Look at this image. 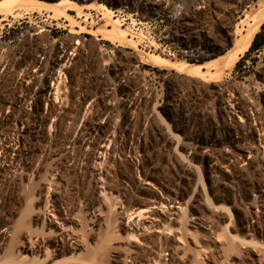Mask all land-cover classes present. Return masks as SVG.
Instances as JSON below:
<instances>
[{
  "label": "rangeland",
  "instance_id": "rangeland-1",
  "mask_svg": "<svg viewBox=\"0 0 264 264\" xmlns=\"http://www.w3.org/2000/svg\"><path fill=\"white\" fill-rule=\"evenodd\" d=\"M39 1L50 8L0 21V70L5 66L8 75L0 78V113L43 121V137L29 136L28 164L9 174L11 183H0V193L5 191L0 264H24L33 257L25 247L55 244L66 225L80 244H99L96 252L81 253L83 259L96 253V259L107 260L110 248L125 244H178L181 264H264V175L256 171L264 165V51L248 54L250 46L238 53L236 46L253 26L260 0H155L162 5L151 11L143 8L146 0H65L56 12L50 5L55 0ZM70 1L84 5L80 16L78 10L68 12ZM247 12L250 18L240 23ZM61 47L88 52L82 62L93 78L89 99L85 102L77 96L78 86L71 87L73 112L63 120L40 119L36 110L45 103L38 96L46 91L42 80H35V60L43 54V64L49 65ZM236 53L235 65L226 67ZM145 54L172 62L224 63L202 79L191 78L144 63L139 57ZM29 76L34 82L17 92L14 83ZM97 92L100 96L93 95ZM5 96L16 99L10 103ZM31 107L35 113L26 111ZM49 109L54 115L52 104ZM228 122L238 132L229 130ZM98 125L103 129L95 132ZM13 128L27 133L36 127ZM88 131L95 139L83 157L80 142L74 146L71 139ZM200 133L206 142L219 141L212 152L225 151L216 164L204 157L211 152L199 142ZM230 137L240 138L252 154L227 147ZM176 208L178 215L172 214ZM93 213L99 214L97 223ZM68 243L67 238L63 244ZM69 256L50 264H68ZM165 259L177 264L171 253Z\"/></svg>",
  "mask_w": 264,
  "mask_h": 264
},
{
  "label": "bare ground",
  "instance_id": "bare-ground-1",
  "mask_svg": "<svg viewBox=\"0 0 264 264\" xmlns=\"http://www.w3.org/2000/svg\"><path fill=\"white\" fill-rule=\"evenodd\" d=\"M63 2H68V1H65V0H55L53 2L50 3L51 5V11H57L59 9V7L62 5ZM71 8L68 9V12L70 11H74V10H78V15L80 16L82 10L81 8L84 6V5H81V4H77L73 1H70V4ZM142 5V4H141ZM162 4L158 1H155V0H146L145 1V4L143 6V8L146 10V11H151V10H154L158 7H160ZM49 7V5L45 2H42V1H39V0H0V16H2V22H5L7 20H9L10 17H13V18H16V17H20L21 15V12L22 11H25L26 14H31V12H40L42 9H44L45 7ZM88 6V5H87ZM102 8H104L105 10H107L110 14H114V12L110 9H108L105 5H100ZM50 8V7H49ZM75 12V11H74ZM23 14V13H22ZM25 14V15H26ZM113 18H115V16H113ZM248 18H250V13L247 12L245 13L242 17H241V20H240V23H244ZM117 24H119L118 20L115 21ZM253 26L250 27L247 32L240 38L239 41H235L236 42V46H237V51L238 53L241 51V52H245L249 49V47L251 46V44L253 43V39L257 33V30L260 28V26L262 25V23L264 22V0H260V2L258 3L257 7H256V11L255 13L253 14ZM235 34H237V31L234 32V34H232L233 36H235ZM231 36L228 32V36L229 37ZM38 52V51H37ZM238 53H236L233 57L230 56V59L227 60V64H226V67L228 68H232L235 63L237 62L238 60ZM45 55V54H44ZM39 57H43V54L42 56H39ZM1 59L3 57H0ZM6 57H4V60L3 61H7V59H5ZM141 59V61H143L144 63L146 64H149L151 66H154V67H166L178 74H182V75H185V76H188V77H191V78H204L206 77L209 72H211L212 70L214 69H217L220 65H222L224 62H222L221 60L219 59H215V60H212V61H209V62H206V63H203V64H191V63H187V62H172V61H169L165 58H162L158 55H153V54H145L143 55L142 57H139ZM25 59V58H24ZM23 59V60H24ZM18 60V59H17ZM35 60V59H34ZM1 61V60H0ZM11 61V60H10ZM31 61V60H30ZM36 61V60H35ZM13 62V61H12ZM33 62V61H32ZM31 62V63H32ZM3 64V63H2ZM15 64V63H14ZM26 64V63H25ZM37 64V62H36ZM5 65V64H4ZM34 65V64H33ZM15 66V65H14ZM5 67V66H4ZM10 68V67H9ZM12 68V67H11ZM10 68V69H11ZM13 70V69H12ZM26 72V71H25ZM31 72V71H30ZM7 74V73H6ZM26 74V73H25ZM36 75V74H35ZM8 76V75H7ZM6 76V77H7ZM28 76V74H27ZM34 76V74H33ZM26 77V76H25ZM22 78V77H21ZM24 78V77H23ZM11 79V78H10ZM13 79V78H12ZM33 77L32 76H29L27 80H31V82H34L32 81ZM35 79V78H34ZM99 79V78H98ZM36 80V79H35ZM98 81V80H97ZM100 81V80H99ZM17 82V81H16ZM38 82V81H37ZM9 83V82H8ZM98 83V82H97ZM13 84V83H12ZM15 84V83H14ZM31 84V83H30ZM35 84V83H34ZM95 84V83H94ZM93 84V85H94ZM11 86V84H10ZM28 86H31V85H28ZM27 86V87H28ZM5 87V85H4ZM3 87V89H5ZM9 88V86H8ZM7 88V89H8ZM15 88L16 90L17 89H20V90H27V89H24V86H15L13 87ZM12 88V90H13ZM32 88V87H31ZM94 88V87H93ZM98 88V87H97ZM2 89V88H1ZM10 89V88H9ZM33 89V88H32ZM96 89V88H95ZM6 90V89H5ZM4 90V91H5ZM11 91V89H10ZM30 91V89H29ZM38 91V90H37ZM3 92V90H2ZM18 92V90H17ZM21 92V91H20ZM35 92V91H33ZM4 93V92H3ZM6 93V92H5ZM15 93V92H13ZM23 93V92H22ZM92 93V92H91ZM2 94V93H1ZM21 94V93H20ZM98 94V92H97ZM100 94V93H99ZM98 94V96H100ZM3 95V94H2ZM13 95V94H12ZM36 95L38 96L37 92H36ZM95 96V94H93ZM10 96V95H9ZM9 96H5L6 98H10ZM103 96V95H102ZM101 96V97H102ZM105 96V95H104ZM102 97V99L104 100V98L106 97ZM34 98V96H32ZM12 98V97H11ZM10 98V99H11ZM25 98V97H24ZM23 98V99H24ZM92 100L94 98H92V96L90 97ZM99 98V97H97ZM16 99V98H15ZM14 99V100H15ZM18 99V98H17ZM82 99V98H81ZM89 99V98H88ZM108 99V98H107ZM142 99V98H141ZM13 100V101H14ZM22 100V99H21ZM26 100V99H25ZM83 100V99H82ZM98 100V99H97ZM106 100V99H105ZM104 100V101H105ZM12 101V99H11ZM10 102V103H13ZM86 102V100H84ZM94 101V100H93ZM91 101L90 104L93 102ZM96 101V99H95ZM93 102L92 104H96V102ZM99 101V100H98ZM0 102H3V101H0ZM138 102V101H136ZM20 103V102H19ZM89 103V102H87ZM104 103V102H103ZM142 103V102H141ZM22 104V103H20ZM102 104V103H100ZM105 104V103H104ZM137 104V103H136ZM135 104V106H137ZM140 104V103H139ZM2 105V104H1ZM14 105V104H13ZM15 105H16V102H15ZM40 105V104H39ZM83 105V104H82ZM111 105V104H109ZM141 105V104H140ZM139 105V106H140ZM172 105V104H171ZM4 108H6L5 105H3ZM94 106V105H93ZM93 106H90L93 108ZM97 106V105H96ZM100 105H98L99 107ZM112 106V105H111ZM14 107V106H13ZM18 107V106H16ZM38 107V106H37ZM106 107V106H105ZM134 107V106H133ZM132 107V108H133ZM40 108V107H38ZM101 108V107H100ZM98 108V109H100ZM135 108V107H134ZM133 108V109H134ZM137 108V107H136ZM8 109V108H7ZM9 109L10 108V105H9ZM15 109V108H14ZM22 108H20V111H21ZM88 109V108H87ZM95 109V108H94ZM113 109V108H112ZM16 110V109H15ZM18 110V109H17ZM91 110V109H90ZM19 111V112H20ZM99 111H102L103 114H106L105 112V109L102 110L100 109ZM129 111V110H128ZM17 111H15L16 113ZM23 112V111H22ZM20 112V113H22ZM247 112V111H246ZM14 113V112H12ZM24 115H25V112H23ZM22 113V114H23ZM99 113V112H98ZM101 113V114H102ZM222 113V112H221ZM220 115H222L223 117V120H227V116H223L224 114L222 113ZM20 114V115H22ZM231 114V113H230ZM254 114V113H253ZM15 115V114H14ZM14 115H1L0 113V183L2 182H6L7 181H10V176L9 174L12 172L14 173L15 171L14 170H17L18 169H22L24 167V165L28 164L27 160L29 158V154L31 152L30 148L28 147V144L30 143L29 142V136L31 135H34L36 137V139L40 140L43 136H42V131H41V126H42V122L41 120L37 119V118H34V119H31V116H29L30 118H25V117H20L17 115L14 116ZM28 115V114H26ZM98 115V114H97ZM230 116V115H229ZM250 116V115H249ZM248 116V117H249ZM35 117V116H33ZM32 117V118H33ZM101 117V115H100ZM104 118V117H103ZM107 117H105L106 119ZM222 119V118H220ZM248 119H251V116L250 118ZM254 120V119H253ZM221 121V120H220ZM252 121V120H251ZM98 122V121H97ZM33 124L36 128H33V130H28V134L25 132V131H21L18 132V133H15L16 131L14 130L13 127H16L18 124H21L22 126H24L25 124ZM248 123V122H246ZM92 124V123H91ZM95 124V123H94ZM102 124V123H100ZM249 124V123H248ZM247 125V124H246ZM95 126V125H93ZM103 125H98L95 127V132L99 131V130H102ZM236 125H232L231 123L228 122L227 124V127L229 130H231L232 132L234 131V133H236V131L238 132L237 128L235 127ZM98 127V128H97ZM184 127V126H183ZM221 127V126H220ZM249 126H247L246 128H248ZM223 128V127H222ZM250 128V127H249ZM225 129V127H224ZM244 129V127H243ZM243 129H241V131H243ZM227 130V129H226ZM225 130V131H226ZM63 131V130H62ZM228 131V130H227ZM247 131H250L249 130H246L245 132ZM30 132V133H29ZM71 132V131H70ZM89 132V131H88ZM86 133L85 135L81 136V134H72V139H71V142H72V145H76L78 142H80V151H81V155L84 157L86 156L84 150H85V147H87L89 145V143H91L92 139L94 138V135L93 133L89 132V133ZM244 132V133H245ZM231 133V132H230ZM240 133V132H239ZM248 133V132H247ZM251 133V132H249ZM233 135V133H231ZM111 135V134H110ZM199 135V134H198ZM197 135V136H198ZM207 135V134H206ZM230 135V134H229ZM231 135V136H232ZM236 135V134H235ZM238 135V134H237ZM246 135V134H244ZM234 136V135H233ZM232 136V137H233ZM109 137V136H107ZM114 137V136H113ZM117 137V136H116ZM114 137V138H116ZM232 137H230L228 140H227V147H230V146H234L236 147L239 151L241 152H248L249 154H252V151L251 150H248V148L245 146V145H240L239 144V141L237 139H240V138H236V139H233ZM239 137V136H238ZM244 137V136H243ZM205 138V137H204ZM95 139V138H94ZM118 139V138H117ZM206 139H209V137H207ZM227 139V138H225ZM107 139L105 138H102V141L103 143L106 141ZM110 140V139H109ZM199 142H201V144H205V140L203 139L202 137V133H200V136H199ZM242 140H248V137H244L242 138ZM113 141V140H111ZM109 141V142H111ZM238 141V142H237ZM208 142V141H207ZM206 142V147L205 148H209V151L211 152V154H207L205 153L204 157L205 158H208L211 160L210 163H214L216 164L218 162L219 159L225 157L224 153L225 151L223 150H217L216 152H212V149L211 148H214V146H219V141L217 140H214V139H211L209 140V142L207 143ZM102 143V144H103ZM108 143V142H107ZM112 143V142H111ZM223 143V142H222ZM53 144V143H52ZM224 144V143H223ZM220 143V145H223ZM242 144V143H241ZM54 145H59L58 142H55ZM225 145H226V141H225ZM223 145V146H225ZM101 146V145H100ZM222 146V147H223ZM102 148L104 149H110L109 147L107 148V146L104 144L102 145ZM86 151V150H85ZM80 155V156H81ZM158 156V154H157ZM154 157V156H153ZM156 158V157H155ZM154 159V158H153ZM149 161L151 160L150 158L148 159ZM138 163H139V160H137ZM154 163H155V160H153ZM152 164V160H151V163ZM247 165H249L247 163ZM261 168L260 170H256L257 166L255 167V165H252V168H254L258 174L260 175H264V165H260ZM152 169V168H151ZM13 175V174H12ZM154 176V175H153ZM14 177V176H13ZM147 177V176H146ZM150 177V176H149ZM263 177V176H262ZM12 179V178H11ZM264 179V178H263ZM15 180V178H14ZM262 182H264V180H262ZM11 183V181H10ZM15 183V182H14ZM11 185V184H9ZM13 185V184H12ZM11 186H8V188L10 189ZM16 185V184H15ZM263 185V184H262ZM2 186V185H0ZM6 186V185H5ZM4 186V187H5ZM14 186V185H13ZM264 186V185H263ZM262 187V186H261ZM264 188V187H263ZM6 189V188H5ZM11 189H15V188H11ZM8 191V190H7ZM6 191V192H7ZM10 191V190H9ZM15 192V190L13 191ZM3 193V192H1ZM0 193V194H1ZM5 193V191H4ZM3 193V194H4ZM9 193V192H8ZM5 194L6 196L8 195ZM3 194H1L0 196H2ZM4 196V195H3ZM11 196V195H10ZM13 196V195H12ZM5 198V197H4ZM8 198V197H7ZM6 198V199H7ZM5 199V200H6ZM3 200V199H2ZM4 200V201H5ZM11 200V199H9ZM8 203V202H7ZM157 210H160L159 208ZM177 209L176 208V213H172V214H177ZM174 211V210H173ZM159 212V211H158ZM160 213V212H159ZM141 214V213H140ZM162 214V213H161ZM178 215V214H177ZM99 214L96 215L95 213H93L92 215V218L91 220H93L95 223H97L99 221ZM132 217V216H130ZM129 217V218H130ZM115 219V218H114ZM132 219V218H131ZM130 220V219H129ZM199 220V219H198ZM196 221V220H195ZM55 222V221H54ZM60 223V222H59ZM50 224V223H49ZM58 225V227H60L59 225H61V227H63V225L65 224H58L57 222L55 223ZM135 224H136V221H135ZM199 224V222H198ZM143 225V224H141ZM201 225V224H199ZM67 226V225H66ZM65 226V228H66ZM5 228V224L3 223L2 219L0 218V242L4 241V236L1 234V229L2 228ZM136 227V226H135ZM64 228V229H65ZM146 228V227H145ZM62 231V233H60L58 236V240L55 241L54 243L55 244H42L41 243H37V244H31V246L29 247H25L24 250L25 252L28 251L31 252L32 256L30 259H28L27 263L26 264H50L52 261H55V259L59 258V257H66L68 255H70L68 257V261L67 263L69 264V262H73V264H127V263H130V264H166L165 262V255L168 253H171L173 254L174 258L176 259V262L177 264H181V254L183 253V248L181 246H179L178 244H164V245H159V246H154V247H145V245L143 247H138L136 245H133V244H125V245H121V246H118V247H112L110 248V257H108L107 260H98L96 259L95 254H90V253H87V254H90L89 256V259L85 257V259L81 258V253L83 254L84 252H87L89 249V251L91 252V248L94 249L93 252H96L97 250H99L100 247H98L97 245L99 244H96V246L98 247L96 249V246H92L93 244H90V246L86 245V244H80V240H78V238L74 237L75 235L73 234H67V230L65 229ZM139 229V228H137ZM141 229H144V228H141ZM263 230V229H262ZM140 231V230H139ZM138 231V233H139ZM264 231V230H263ZM137 233V230L135 231ZM141 232V231H140ZM260 233V232H259ZM262 236V234H261ZM69 239V243L68 244H63L64 241H66V239ZM59 242H61L62 244H58ZM250 243H254V240L251 239ZM1 246V244H0ZM101 246V245H100ZM90 247V248H89ZM152 254H155L158 256V259H155L152 257ZM123 255H126L125 258H123L122 256ZM28 257V256H27ZM84 257V256H83ZM88 257V256H87ZM106 259V258H105ZM126 259V260H125ZM24 260V261H25ZM25 261V262H26ZM125 261H127V263H125ZM154 261V262H153ZM24 262V264H25Z\"/></svg>",
  "mask_w": 264,
  "mask_h": 264
},
{
  "label": "built area",
  "instance_id": "built-area-1",
  "mask_svg": "<svg viewBox=\"0 0 264 264\" xmlns=\"http://www.w3.org/2000/svg\"><path fill=\"white\" fill-rule=\"evenodd\" d=\"M88 58V52L86 49H74L65 50L61 47V50L57 53V57L52 60L49 65L43 64V58H38L35 63L34 71L36 73V80H42L43 94H39L38 98H42L45 103V107L37 108V114L40 119L52 118L54 120H63L65 115L73 112V108L69 106L70 88L78 86L77 96H82L84 100L88 99L92 88V74L87 63H83ZM5 68L0 70V78L5 79ZM76 80V82H75ZM75 82V83H74ZM32 83V82H31ZM29 80L25 78L19 79L14 86H28ZM81 85V86H80ZM10 86V84H5ZM81 88H80V87ZM97 93L95 94V96ZM53 105L55 114L52 115L49 109L50 105ZM31 113L34 112V108H29ZM36 118L38 116H35Z\"/></svg>",
  "mask_w": 264,
  "mask_h": 264
},
{
  "label": "trees",
  "instance_id": "trees-1",
  "mask_svg": "<svg viewBox=\"0 0 264 264\" xmlns=\"http://www.w3.org/2000/svg\"><path fill=\"white\" fill-rule=\"evenodd\" d=\"M264 51V25L261 27V31L256 35L248 54L251 52L261 53ZM241 62L238 63V68L241 67Z\"/></svg>",
  "mask_w": 264,
  "mask_h": 264
},
{
  "label": "water",
  "instance_id": "water-1",
  "mask_svg": "<svg viewBox=\"0 0 264 264\" xmlns=\"http://www.w3.org/2000/svg\"><path fill=\"white\" fill-rule=\"evenodd\" d=\"M252 46V45H251Z\"/></svg>",
  "mask_w": 264,
  "mask_h": 264
}]
</instances>
